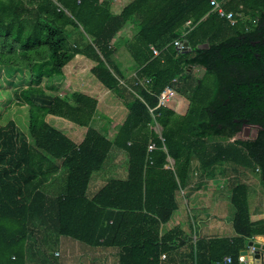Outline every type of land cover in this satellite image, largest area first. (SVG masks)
<instances>
[{"label":"trees","instance_id":"trees-1","mask_svg":"<svg viewBox=\"0 0 264 264\" xmlns=\"http://www.w3.org/2000/svg\"><path fill=\"white\" fill-rule=\"evenodd\" d=\"M225 7L235 12L234 22L210 0H131L120 12L111 0H0V70H19L30 81L15 91L16 102L27 106V128L15 118L0 123V264H60L56 250L43 246L62 235L119 247L120 264H163V253L188 241L190 264H241L248 240L264 234V219L252 220L249 187L238 178L231 186L232 238L195 243L180 226L162 230L196 159L208 175L228 163L252 169L264 188V106L256 110V83L261 77L264 83V0H229ZM128 20L139 29L126 43V67L135 70L127 78L113 39ZM183 37L190 50L175 45ZM77 54L95 62L92 73L129 110L114 138L93 124L96 97L52 90ZM190 65L205 67V76L196 78ZM168 85L171 99L156 108ZM3 96L0 90V121L10 109ZM227 111L233 115L223 118ZM50 114L86 127L83 140L51 124ZM244 118L260 125L255 137L211 143L233 137ZM157 122L161 133L153 128ZM114 146L128 153V177L108 180L89 198L92 175ZM32 240L44 257L30 262Z\"/></svg>","mask_w":264,"mask_h":264},{"label":"crops","instance_id":"crops-1","mask_svg":"<svg viewBox=\"0 0 264 264\" xmlns=\"http://www.w3.org/2000/svg\"><path fill=\"white\" fill-rule=\"evenodd\" d=\"M130 1L131 0H111L113 4V10L115 12H120L123 9V7ZM136 23L137 22L135 20H128L121 27L118 33L114 36L113 41L119 47V51H121V49L123 48L126 49V43L130 39H132L133 36L138 32L139 27ZM76 34L77 32L74 33V36ZM78 56L85 57L87 62L90 63L89 75L92 79H94L96 83L95 90L94 89L91 90L88 85V87H85L83 90L79 89L78 91L87 93L98 99L97 113L93 121V124L101 132L107 133V135L110 138H114V136L118 133L120 126L124 123L129 110L127 106L120 100V98H118L116 94L114 95L113 92L110 89H108L106 86H104L101 83V81L92 73L91 68L95 62L89 59L88 57H86L85 55L77 54L76 57ZM129 56L128 58H130ZM72 60H75V59L73 58ZM130 61L131 60L129 59V62ZM124 64L128 65L126 63ZM201 68L202 67L199 66L197 69H199L200 71ZM127 69L131 70L129 67H127ZM191 69L192 70L194 69L196 71L195 68H191ZM133 74H135V70L132 69V72L130 74H126V77L128 78L132 76ZM66 93H69V92H66ZM59 94L63 95L65 93H59ZM102 103H104L103 106L106 107L105 112L100 110ZM48 117H51L54 120L60 121L63 125L66 126V128L68 127V129L70 130H66L63 127L55 125L51 121L50 118L48 119ZM98 119L99 121L104 119V122H102V128L97 127L95 125V122ZM47 120L51 124L59 128L60 130H63L64 132L69 134L77 142H81L83 140L85 133L87 131L86 127L84 130L81 128H75L74 126L67 123L70 120L60 117V116L50 114L47 116ZM158 124L160 125V123ZM153 128H154V125H153ZM161 130H162V126H161ZM157 132L161 133V131L160 132L157 131ZM112 152H115L114 156L115 155L121 156L122 154L126 156V153H127V151H125L124 149L115 147V146L112 147L109 154L111 155ZM128 160H129V156H128ZM169 161L170 163H174V160L172 158H169ZM167 166L169 167L170 165L168 164ZM224 166L222 165V167H217L216 172L214 174L208 175L207 173H204L201 169H199V171H194L196 167H195V164L193 165L191 172H190L188 183L176 192V199H177L178 207L174 211L171 219L167 223H164L162 225V230L165 231L175 226H180L181 229L184 231V233L187 236L191 237L192 242H195V243L197 239H206V240L208 239L209 240L215 237L232 238L235 235V230L233 227V219H234L235 213L230 214L229 210L231 208L228 207L232 205V201H231L232 192L231 194L228 195V193L227 194L223 193L224 189L221 188L224 186V182H227L226 179L228 177V176H225V174L227 175L228 173L224 172V170H226L224 169ZM128 171H129V164H128ZM128 171L126 170V168L120 169L117 166V168L115 169L113 168V171H112V172H115V174L112 172L110 173L113 174L112 178L126 179L128 177ZM220 173L223 176L222 175L219 176ZM96 178L97 179L101 178V175H98ZM219 178L223 179L221 185H218ZM103 186L101 185V179H99L98 182H96V187H95L94 192L91 195H87V196L89 198H92L95 195V193H97L99 189ZM228 187H229V182H228ZM87 193H88V190H87ZM182 194L184 198H182ZM216 205L220 209L221 212L216 213V211L211 210V208ZM221 205H224L225 207L222 209V207L220 208ZM255 214H256V217L254 218L252 217V220L264 219V209L261 207V205L255 208ZM261 237H263V240L261 239ZM253 239L260 241L262 244H264V234H257L254 236ZM253 239L248 240L245 248H250L249 241ZM69 242H70V247H71L69 251V255L76 256L78 253H80L81 250H85V252L90 253L88 257H90L91 260L88 262H83L82 264H94L92 263L93 260L95 261V264H111L112 258H117L118 264H120V248L119 247L106 246V245L92 246L88 244L89 246H91V248H86L84 246H80L77 242H74L72 240H69ZM190 249H191V241H188L185 245H183L179 249H175L168 254L163 253L166 256L163 257V254L161 255L162 263L163 264H170V263L190 264V261H191L189 257ZM56 251L59 252L60 251L59 248ZM247 264L249 263L247 262Z\"/></svg>","mask_w":264,"mask_h":264},{"label":"rangeland","instance_id":"rangeland-1","mask_svg":"<svg viewBox=\"0 0 264 264\" xmlns=\"http://www.w3.org/2000/svg\"><path fill=\"white\" fill-rule=\"evenodd\" d=\"M72 40L69 41V43ZM129 52L127 50V48H123L121 49V51H118L115 54V57L122 61V66L125 67L124 71L125 74H130L132 72V68L131 70L127 69L126 64H129ZM76 57V56H75ZM72 60L69 64H67L65 66L64 69V77L59 80L57 82V86L56 89H52L55 93H66V92H71L74 90H83L85 87H88L91 90H95L96 89V83L94 81V79H92L89 75V67H90V63L87 62L85 57H76ZM93 64V63H92ZM199 67V66H198ZM199 73V69H196V71L193 72V75H196ZM209 77V76H208ZM206 77V78H208ZM91 78V79H90ZM93 80V81H92ZM208 81H211V77H209ZM0 83H1V88L0 90L3 93V97H4V106L5 107H9L10 109L7 111V115L6 117L0 121V123H6L9 118H15L18 122L19 125H21L24 128H27L26 125V113H27V106L26 104L24 105H19L16 101V95H15V91L19 86H27L30 81H28L27 75H25L23 72L17 70L16 72L14 71L13 73H9L8 71L5 70V68H3L2 70H0ZM50 89V88H49ZM48 89V90H49ZM115 95V93H113ZM104 103H102L100 110L101 111H106V107L103 106ZM21 109V110H19ZM51 119V121L60 127H63L66 130H70L68 129V127L66 128L65 125H63L60 121L58 120H54L51 117H48V119ZM21 121V122H20ZM102 122H104L103 120L99 119L95 122V125L97 127H101L102 128ZM68 124L74 126L75 128H81V129H85V127H81L71 121L67 122ZM154 129L157 131H161V126L157 123H155L154 125ZM249 135L243 130L242 132H240L239 134H237L236 136L230 137L228 139H223L221 137H214L211 140V143H216L218 141H221L223 143H229L231 141H234L236 138H242V139H247V138H252L255 136V129L253 128H249ZM126 153V152H125ZM115 152H112L111 155L109 154V156L107 157L104 166L102 169H100L99 171L94 172V174L92 175L91 178V182L89 184V188H88V193L87 195H91L96 187V182H98L99 179H101V185H105L108 180H110V178L113 177V174H111L110 172L113 171V168H126V170L128 171V164H129V160H128V155L126 153L125 155H115L117 157L114 156ZM115 157V158H114ZM198 159H196L195 164V169L194 171H199L200 169V164L197 163ZM170 166L173 165V163L169 164ZM224 172L228 173L227 175L225 174V176H228L226 181L224 182V186L221 187L224 189L223 193H228L231 194L232 190H231V186L232 183L234 181V179H239L240 181H244L245 183L248 184L249 187V204H250V210H251V214L252 217H256L255 214V208L258 207L259 205H261V207L264 209V188H263V184L261 182V178L258 175L257 172L253 171L252 169L249 170H242L240 168H235V164L233 163H228L225 164L224 166ZM220 170V169H219ZM115 174V172H112ZM105 174V175H104ZM98 175H101V178L97 179L96 177ZM222 175L221 173L219 174V176ZM116 176V175H115ZM223 176V175H222ZM117 177V176H116ZM223 179L219 178L218 180V185L222 184ZM228 182H229V187H228ZM217 184V183H216ZM99 187V186H98ZM182 198L183 194H182ZM222 207V209L225 207L224 205H221L220 208ZM231 209L229 210L230 214H234L235 210L234 207L232 205L228 206ZM211 210L216 211V213L221 212L220 209L216 206H213L211 208ZM226 218V217H225ZM221 221V220H220ZM199 223V222H197ZM60 239L58 240V237L55 236L54 238H51V242L48 244V246H43V248L48 252V253H54L55 250H57L59 248V255H57L59 257V263L60 264H82L83 262H88L90 261V257H88L90 255L89 252H85V250H81L80 253H78L76 256L74 255H69V251L71 249L70 247V242L69 240H72L74 242H77L80 246H84L86 248H91V246H89L88 244L79 241L77 239H74L72 237L69 236H60ZM263 238V237H262ZM261 240V239H260ZM263 240V239H262ZM30 243H33L35 245V240H32ZM34 248H32L31 246L29 247L31 250V255L33 257H30V262L32 261H36L37 258L39 259L40 257H44V255L38 251V248L35 246H33ZM58 252V251H56ZM55 252V253H56ZM92 263L95 264V261L93 260ZM111 264H118V260L117 258H112L111 260Z\"/></svg>","mask_w":264,"mask_h":264},{"label":"built area","instance_id":"built-area-1","mask_svg":"<svg viewBox=\"0 0 264 264\" xmlns=\"http://www.w3.org/2000/svg\"><path fill=\"white\" fill-rule=\"evenodd\" d=\"M80 1V0H79ZM229 0H210L211 4L214 6V8L220 13L221 16H224L228 19H230L232 22H234L235 20V12L233 10H228L226 7H225V4L228 2ZM185 25H187L189 28L192 27V20L191 19H188L185 23ZM188 30H185L183 35H185L187 33ZM186 39L183 37V38H177L175 40V45L177 46L178 49L180 50H183L185 49L186 45L184 43ZM152 49L154 51V54H159L160 51L159 49H157L156 47L152 46ZM174 81H176V79H174ZM174 92V86L173 85H168L165 89H163L161 91V93L159 94V100H158V104L156 106L159 107V106H163V105H166L167 102L171 99L172 97V94ZM151 111L154 110V108H150ZM162 139L164 140L165 138L162 137ZM156 147V143L154 141H152L150 143V146L149 148H155ZM57 254H59V252H56ZM166 255L163 254V257H165ZM246 258V257H245ZM224 262L225 263H230L232 261V257L230 255H225L224 256ZM244 260L240 258V261ZM242 264V263H241Z\"/></svg>","mask_w":264,"mask_h":264},{"label":"water","instance_id":"water-1","mask_svg":"<svg viewBox=\"0 0 264 264\" xmlns=\"http://www.w3.org/2000/svg\"><path fill=\"white\" fill-rule=\"evenodd\" d=\"M186 47L183 49L184 51L190 50L191 46L189 45V42L187 40L184 41ZM193 65L189 66V69H191ZM207 72V69L205 67H202L199 74V79H201L205 73ZM250 248H244L240 251V258L244 260L241 261L242 264H264V244H262L260 241L257 240H250L249 241ZM246 257V258H245ZM249 260V261H248Z\"/></svg>","mask_w":264,"mask_h":264},{"label":"flooded vegetation","instance_id":"flooded-vegetation-1","mask_svg":"<svg viewBox=\"0 0 264 264\" xmlns=\"http://www.w3.org/2000/svg\"><path fill=\"white\" fill-rule=\"evenodd\" d=\"M192 68H195V69H197L198 67L197 66H195V65H193V67ZM192 70V69H191ZM195 70L193 69L192 70V72H194ZM199 74H200V71H199V73L196 75V78H198L199 79ZM206 74V73H205ZM205 76V75H204ZM203 76V77H204ZM202 77V78H203ZM201 78V79H202ZM200 80V79H199ZM257 84V89L261 92V94L258 96V100H257V103H256V110L257 111H262V109H263V106H264V83H263V79H262V77H261V79L256 83ZM248 96H246L245 97V101L243 100V102H244V105L245 106H248V104H246V101L248 102V100L250 101V99H249V97L247 98ZM229 97H227V98H225V101H224V104L225 105H227L228 104V102H229ZM251 102V101H250ZM255 101H252V103H254ZM251 103V104H252ZM250 104V103H249ZM250 106V105H249ZM221 115H222V117L223 118H225L226 117V115H233V113H231L230 111H227V112H222V113H220ZM219 115V114H218ZM218 115H217V117H218ZM234 120L236 121V122H238V121H240L241 119L240 118H234ZM244 122H243V124H242V126H241V130L238 132V133H236L234 136H236L237 134H239L240 132H242L243 130L249 135V133H251V132H249V128H253V129H255V136L257 135V133H258V131H259V129H260V125L259 124H255V123H249L248 121H246L247 119H245L244 118ZM254 136V137H255Z\"/></svg>","mask_w":264,"mask_h":264},{"label":"bare ground","instance_id":"bare-ground-1","mask_svg":"<svg viewBox=\"0 0 264 264\" xmlns=\"http://www.w3.org/2000/svg\"><path fill=\"white\" fill-rule=\"evenodd\" d=\"M261 239H263V238L261 237Z\"/></svg>","mask_w":264,"mask_h":264}]
</instances>
